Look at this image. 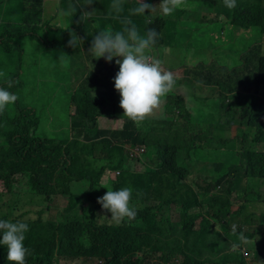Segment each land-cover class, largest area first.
Masks as SVG:
<instances>
[{"label":"trees","instance_id":"16d2710c","mask_svg":"<svg viewBox=\"0 0 264 264\" xmlns=\"http://www.w3.org/2000/svg\"><path fill=\"white\" fill-rule=\"evenodd\" d=\"M9 1L0 0V11ZM205 1L222 8L207 9L215 13L213 22L225 17L232 25L217 37V45L235 46L240 57L234 66L221 69L214 59L193 58L186 76L177 78L193 85L195 92L205 88L193 107L183 95L170 92L139 128L124 117L121 129L101 130L99 117L124 113L114 85L119 68L116 62L103 59L98 65L84 58L72 92L78 121L71 122L73 132L67 138L44 137L39 131L43 115L30 105L17 103L0 114V219L29 224L26 264L80 258L97 259L98 264H264V50L261 42L243 46L236 37L239 31L256 29L264 37V0H236L233 9L223 0H186L177 14H185L186 22L197 18ZM43 5V0H24L25 13L31 8L38 12L35 30L45 28ZM141 16L146 30L180 39V30L170 28L177 23L161 12ZM84 27L78 33L85 45ZM29 29L4 25L0 48L20 58L10 79L22 74L37 88L45 63L67 60L62 52L69 40L61 31L53 39L37 34L39 48L51 56L35 57L26 68L21 59L30 49L23 37L36 33ZM208 37L216 38L212 33ZM126 146H144L146 153L136 159ZM138 162L144 170H134ZM107 170L118 172L112 190L132 188L134 220L98 221L99 208L111 216L97 202L108 191L102 182ZM19 176L29 187L30 203L36 199V209L4 201L3 193H17ZM82 181L90 183L87 195L74 194L72 185ZM61 197L68 198L67 206L48 218L51 205ZM240 232L246 243L238 242ZM0 264H10L2 244Z\"/></svg>","mask_w":264,"mask_h":264},{"label":"rangeland","instance_id":"374dc122","mask_svg":"<svg viewBox=\"0 0 264 264\" xmlns=\"http://www.w3.org/2000/svg\"><path fill=\"white\" fill-rule=\"evenodd\" d=\"M44 10L42 11V23L45 28L34 29L37 23L38 12L31 8L29 13L24 11V0H10L9 5L6 9L0 11V30L4 25H9L27 31V27H30V31H36L35 34H27L23 37L24 46L28 47L25 56L21 59L23 60L24 67H30L35 62V57L49 58L51 52H44L39 48V40L36 36L37 34L41 37L52 38L57 33L60 32L58 26L65 30L67 27L72 26L63 32L64 37L70 40L71 33L76 32V28L80 29L84 27V37L85 45L84 47H69L68 44L63 45L64 55H66L67 60H62L58 58L56 61H49L45 63V69L41 76L39 77V87L32 88L29 86V81L22 74L17 80L12 81L10 79L11 74L15 72L18 60L17 54L14 56L5 54L0 48V73L4 75L0 77V86H6L7 81H11L12 86L8 89L12 93L16 94L17 101L10 105L12 107L16 106L17 103L26 104L34 107L38 111H41L43 115V120L39 131L44 137L55 138V139H65L67 138L73 129L71 127V122L76 120V109L73 105V96L75 90L73 89L78 82V77L84 67V58L91 60L95 64H100L104 58L95 59L88 56L87 50L90 48L93 38H90V28L87 27L91 22H95L92 26H102L106 28L107 26H115L111 29L120 30L121 24L118 20L113 19L108 16L109 5L112 0H92L89 4V0H44ZM34 2V1H32ZM69 3L75 9V17L72 20L71 14L68 16H60L59 11L61 9H67ZM161 0H155L154 5H159ZM136 0H124V15L128 14V9L134 7ZM91 5V7H89ZM81 7V8H80ZM219 8L222 9L218 4H208L205 1L203 5V10L199 12V17H191L189 21H185L186 15L183 18L177 14V10L171 15H165L168 19H171L177 23L178 26H170L171 32L175 30H180V39L177 40L170 34H160L158 42L155 48L150 53L162 62V66L169 71H172L176 78H184L185 69L192 65L191 62L194 61L193 58L199 59H214L217 61L216 69H221L225 66H234L240 54L235 46L227 48H222L217 45L219 41L218 36H224L227 30V26L230 25L225 17H222L216 22H213L215 13L208 11L209 8ZM160 11L157 7L154 12ZM156 14V13H153ZM132 21L139 28L140 33L143 35L146 29L143 27V17L141 15L132 16ZM169 22V21H168ZM168 22L164 23L167 26ZM161 28V26H156ZM223 28V29H221ZM100 29L99 31H101ZM98 31V33H99ZM212 33L214 37H208V34ZM228 37V36H225ZM237 43H242L243 46L256 44L261 42L264 50V37L261 36L260 31L247 30L239 31L236 33ZM231 38V37H230ZM226 39V38H225ZM89 45L88 48H86ZM60 56V55H58ZM116 59L113 58L112 62ZM88 63H90L88 61ZM119 68V65H118ZM69 84V89H66V83ZM25 85V87L23 86ZM94 89V88H92ZM98 90V89H97ZM198 91H194L193 85L187 82H178L176 80V88L172 92L183 95L188 107H193L199 98L205 94V88L197 87ZM119 94V93H118ZM120 95V94H119ZM78 96V95H77ZM191 98L190 101L188 98ZM207 107H209V100H206ZM68 109V114H67ZM167 111L166 113H168ZM125 118L121 117H107L101 116L98 119V128L104 131L121 129L123 127ZM79 127H75L74 133ZM107 137V136H105ZM133 155L136 156V148L126 146ZM145 166L141 163H136L134 165L135 171L144 170ZM19 176L18 182L15 185L14 191L17 193H3L4 201L9 202V204H19V207L23 209H36V199H33V203H30V192L26 181L21 179ZM116 179L115 171L111 172L107 170L102 179L103 185L105 187H111L113 181ZM90 183L87 181L77 182L72 185V192L74 194L87 195L89 191ZM4 192V188L0 183V193ZM27 197L21 194H27ZM68 198L61 197L57 198L55 202L51 205V210L47 215L48 218L55 216L58 212V208L64 210L67 206ZM98 203L95 202V205ZM89 208V207H87ZM99 213L102 216H107L109 219L110 215L104 214V211L99 208ZM23 211V210H22ZM21 210L17 212L20 214ZM89 212L86 211V214ZM101 223H109L105 220H98ZM112 223V222H111ZM97 259H86L80 258L74 261L61 260L59 264H98Z\"/></svg>","mask_w":264,"mask_h":264},{"label":"clouds","instance_id":"9594fccd","mask_svg":"<svg viewBox=\"0 0 264 264\" xmlns=\"http://www.w3.org/2000/svg\"><path fill=\"white\" fill-rule=\"evenodd\" d=\"M223 2L229 9L236 7V0H223ZM91 3L92 0H89V4ZM185 3L186 0H161L159 5H154L155 2L150 4L145 0H137L136 6L128 9V14L124 15V0H112L108 16L118 20L122 27L120 30L101 28L87 50L88 56L95 59L104 58L109 63L113 58H120L115 61L119 65V71L114 77L115 89L120 94L119 106L124 110L123 117L133 121L137 128L161 108L164 98L176 88L177 78L172 71L162 66L159 59L150 54L160 34L156 29L149 28L142 35L131 17L145 15L146 12L152 15L157 12L166 16L171 15ZM157 7L160 11L154 12ZM74 11L72 4L69 3L67 9L59 11V15L68 16ZM83 42L81 37L72 32L68 46L81 47ZM3 75L0 73V77ZM11 86V81H7L6 86H0V114L18 99L16 94L8 90ZM188 99L190 101L191 98ZM144 149V153L137 159L144 156L146 147ZM106 188L108 191L102 197H98L97 202L106 212L111 213V218L98 215L97 219H107L110 223L116 224L126 219L134 220L137 210L131 203L132 188L123 187L119 190ZM28 231L29 224L23 220L0 219V233H2L0 244L7 247V260L10 264H26V258L31 254L24 243ZM247 241L245 234L240 232L238 242L243 244Z\"/></svg>","mask_w":264,"mask_h":264},{"label":"crops","instance_id":"0c3cea01","mask_svg":"<svg viewBox=\"0 0 264 264\" xmlns=\"http://www.w3.org/2000/svg\"><path fill=\"white\" fill-rule=\"evenodd\" d=\"M88 1V0H87ZM44 3H45V1H44ZM43 7L45 8V6L43 5ZM89 7H91V5H89ZM81 8V7H80ZM92 8V7H91ZM71 18H72V20L74 19V17H75V14L74 13H72L71 15ZM95 22H91L90 23V26H88L89 28H90V38H93L96 34H98V31L101 29V28H103L102 26H92V24H94ZM71 26H69V27H67V29L68 28H70ZM112 27H115V26H110V27H106V28H112ZM58 28H59V30L61 31V32H64L65 30H67V29H65V30H63V29H61L59 26H58ZM76 32H77V35L79 36V37H81L82 38V40H83V37L78 33V29H76ZM159 33V32H158ZM82 46H84V42H83V45Z\"/></svg>","mask_w":264,"mask_h":264},{"label":"built area","instance_id":"2783aa9c","mask_svg":"<svg viewBox=\"0 0 264 264\" xmlns=\"http://www.w3.org/2000/svg\"><path fill=\"white\" fill-rule=\"evenodd\" d=\"M136 150H137V152H136V156L135 155H133V153H131V156L132 157H135L136 159L138 158V157H140V155L142 154V153H144V151H145V149H144V147H141V148H136ZM118 175V173H116V176Z\"/></svg>","mask_w":264,"mask_h":264}]
</instances>
